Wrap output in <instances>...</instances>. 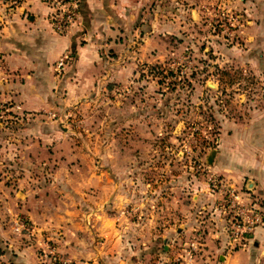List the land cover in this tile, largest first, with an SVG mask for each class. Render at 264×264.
I'll return each instance as SVG.
<instances>
[{
    "label": "rangeland",
    "instance_id": "obj_1",
    "mask_svg": "<svg viewBox=\"0 0 264 264\" xmlns=\"http://www.w3.org/2000/svg\"><path fill=\"white\" fill-rule=\"evenodd\" d=\"M22 1L0 0V31ZM117 1L119 32L106 50L111 77L89 96L40 116L21 105L17 109L18 101L0 90L1 174L19 164L18 146L29 126L69 128L72 149L108 171L117 192L126 191L124 209L133 224L128 238L134 242L139 236L135 224L143 223L141 234L167 238L170 220L172 242L158 239L162 264H181L184 258L192 264L225 263L220 255L229 258L225 264H251L252 253L254 264H264V242L261 248L250 243L244 252L229 243L224 252L211 248L223 237L229 242V235L208 179L215 174L229 180L208 162L229 132L237 150L245 149L249 164L262 165L264 175V0ZM119 68L126 70L121 77ZM38 158L46 162L48 156ZM45 169L37 165L34 173L40 176ZM182 223L187 225L183 234ZM30 230L20 233L33 241L36 232ZM51 243L40 242L41 251L48 244L56 249ZM189 252L194 259L187 258Z\"/></svg>",
    "mask_w": 264,
    "mask_h": 264
},
{
    "label": "crops",
    "instance_id": "obj_2",
    "mask_svg": "<svg viewBox=\"0 0 264 264\" xmlns=\"http://www.w3.org/2000/svg\"><path fill=\"white\" fill-rule=\"evenodd\" d=\"M80 8L81 24L68 36L55 33L49 19L51 10L39 0H23L5 18L0 31V90L16 99L24 111L41 116L73 105L111 77L106 50L113 47L112 37L119 32L115 28L120 15L118 1L81 0ZM67 54L75 58L74 63L59 75L57 64ZM123 70L119 68V77ZM15 93L18 95L13 96ZM71 132L49 123L29 126L18 146L19 164L14 163L7 173L0 172V264H41L39 243L46 241H52L75 264H162L158 239L162 237L164 244L172 242L170 220L166 222L167 238L156 232L141 234L144 223L135 224L139 236L134 242L128 238L126 233L133 224L124 209L126 191L117 192L108 171L87 153L72 149ZM32 134L38 148L36 156L33 154L37 163L29 146ZM246 153L237 150L229 132L222 136L211 169L238 188L249 190L264 206L263 166L249 164ZM39 155H47L46 162ZM37 165L45 166L44 174L34 173ZM117 198L121 202L117 205L119 215L113 206ZM21 223L35 229L33 241L20 233ZM185 226L181 234L187 232ZM221 240L211 247L216 252H224L229 243L224 237ZM263 242L264 228H258L250 243L261 248ZM250 259L254 264L257 256L252 253Z\"/></svg>",
    "mask_w": 264,
    "mask_h": 264
},
{
    "label": "built area",
    "instance_id": "obj_3",
    "mask_svg": "<svg viewBox=\"0 0 264 264\" xmlns=\"http://www.w3.org/2000/svg\"><path fill=\"white\" fill-rule=\"evenodd\" d=\"M44 4H50L49 19L54 31L58 35L67 36L81 20V0H39ZM49 8V9H50ZM72 55H64L57 64L59 73L63 72ZM21 110V106L16 107ZM8 111V109H6ZM209 191L216 197L219 211L226 218L227 232L231 249H245L251 242L254 232L258 228H264V206L259 198L254 197L248 190L238 188L235 184L217 177L209 176ZM20 231L31 232L27 224H19ZM194 253L189 252L187 258L194 259ZM41 264H73L68 258L59 255V251L49 244L41 251ZM181 262V261H179ZM181 264H192L190 261Z\"/></svg>",
    "mask_w": 264,
    "mask_h": 264
},
{
    "label": "water",
    "instance_id": "obj_4",
    "mask_svg": "<svg viewBox=\"0 0 264 264\" xmlns=\"http://www.w3.org/2000/svg\"><path fill=\"white\" fill-rule=\"evenodd\" d=\"M216 152L213 151L212 154L209 156L208 158V162L209 164H213L214 158H215ZM250 186H252V184H250Z\"/></svg>",
    "mask_w": 264,
    "mask_h": 264
}]
</instances>
